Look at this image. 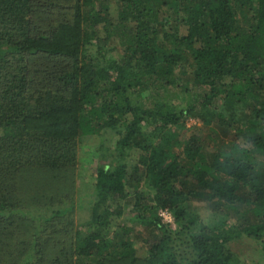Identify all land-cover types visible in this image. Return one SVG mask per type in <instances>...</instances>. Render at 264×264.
<instances>
[{
  "label": "trees",
  "instance_id": "1",
  "mask_svg": "<svg viewBox=\"0 0 264 264\" xmlns=\"http://www.w3.org/2000/svg\"><path fill=\"white\" fill-rule=\"evenodd\" d=\"M248 241L264 256V0H0V264H246Z\"/></svg>",
  "mask_w": 264,
  "mask_h": 264
},
{
  "label": "rangeland",
  "instance_id": "2",
  "mask_svg": "<svg viewBox=\"0 0 264 264\" xmlns=\"http://www.w3.org/2000/svg\"><path fill=\"white\" fill-rule=\"evenodd\" d=\"M178 72V70L176 71ZM171 97L175 96L177 91L173 89V87L170 88ZM180 102V101H179ZM181 106H184L182 104ZM241 116V114H239ZM195 127L200 128L203 130V136L205 137L206 142L209 144L208 146L211 148L216 144V141L218 139L219 142L224 140L223 133H221V126L215 125V127L219 130L218 132L212 133L208 129V125H202L200 121H198L195 118H190L186 121V127ZM232 127L229 128V137H232L230 135V130ZM207 134V135H206ZM211 136V138H210ZM216 139V141H214ZM102 141V139H95L93 141L94 144H98ZM88 150V149H87ZM87 158L80 157L78 159V162L75 166V191L73 193L74 197V204L72 215L73 219L76 223L83 221L84 218L88 216L89 213V204L90 199L92 198V190H93V176L91 175L92 169L95 167L98 158L94 156L89 150L86 153ZM131 202L128 200L125 203V210L131 207ZM159 213V211H158ZM159 215V214H158ZM128 225H134L135 226V236H140L141 238L147 237V232L145 230H141L140 227H136L134 221H130L127 219ZM254 243L247 242L245 244L243 243H236L232 246V249L236 252V254L239 256V259L246 264H264V256L261 255L260 251H256V247L254 246Z\"/></svg>",
  "mask_w": 264,
  "mask_h": 264
},
{
  "label": "built area",
  "instance_id": "3",
  "mask_svg": "<svg viewBox=\"0 0 264 264\" xmlns=\"http://www.w3.org/2000/svg\"><path fill=\"white\" fill-rule=\"evenodd\" d=\"M158 214L163 222L169 223L173 221V216L167 209H160Z\"/></svg>",
  "mask_w": 264,
  "mask_h": 264
}]
</instances>
